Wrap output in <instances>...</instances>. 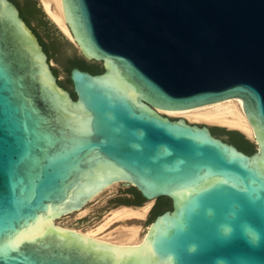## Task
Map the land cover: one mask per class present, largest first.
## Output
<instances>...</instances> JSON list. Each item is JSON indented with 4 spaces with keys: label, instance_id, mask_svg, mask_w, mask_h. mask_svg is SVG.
Segmentation results:
<instances>
[{
    "label": "water",
    "instance_id": "1",
    "mask_svg": "<svg viewBox=\"0 0 264 264\" xmlns=\"http://www.w3.org/2000/svg\"><path fill=\"white\" fill-rule=\"evenodd\" d=\"M61 6L73 41L30 19L48 58L16 5L0 0V264H264V238L253 246L243 234L247 224L264 236V0ZM231 100L253 133L241 136L251 154L211 131L231 132L158 112ZM114 185L124 189L69 225L139 207L133 189L153 201L147 221H124L141 225L138 245L58 225ZM159 199L170 209L154 217ZM225 222L228 237L217 230Z\"/></svg>",
    "mask_w": 264,
    "mask_h": 264
},
{
    "label": "bare ground",
    "instance_id": "2",
    "mask_svg": "<svg viewBox=\"0 0 264 264\" xmlns=\"http://www.w3.org/2000/svg\"><path fill=\"white\" fill-rule=\"evenodd\" d=\"M40 3L45 9V14L47 15V17L56 25V27H58V29L64 35L67 36L70 41H73L65 25L61 0H40ZM236 104H238V100H231L219 102L196 110L158 112L166 116L181 117L186 118L189 121L203 122L210 125H219L231 129H236L243 133L248 139L253 140V133L244 116V113L239 106H236ZM110 188H108L107 190H109ZM151 203L152 201H148L139 207L117 208L110 213V215L106 218L105 223L100 225L96 229L87 232L78 230V232L83 233L87 237L112 245H138L144 238V234L140 236V228L138 226L123 227L119 229L114 236L108 235L110 238L98 237L97 234L113 220L125 221L129 219H140L145 217L150 209ZM82 210H80L79 212H81Z\"/></svg>",
    "mask_w": 264,
    "mask_h": 264
},
{
    "label": "rangeland",
    "instance_id": "3",
    "mask_svg": "<svg viewBox=\"0 0 264 264\" xmlns=\"http://www.w3.org/2000/svg\"><path fill=\"white\" fill-rule=\"evenodd\" d=\"M40 1V0H39ZM47 17V16H46ZM48 21H49V24H52L54 25L51 20H49L48 18ZM61 35V34H60ZM68 40V39H67ZM68 42L74 47L76 48L69 40ZM168 117H171V116H168ZM171 118H181V117H171ZM182 119H185L186 121L190 122V123H193V124H203V125H207L208 127H210L211 129L213 130H223V131H228V132H231V133H237L238 135L240 136H243L244 138H246V136H244L240 131L236 130V129H231V128H227V127H224V126H219V125H210V124H206V123H203V122H194V121H189L188 119L186 118H182ZM116 189H124V187H122L121 185H116L112 188H110L109 190L103 192L101 195H99L96 199H94L90 205L86 206L81 212L79 213H76V214H73V215H70L68 217H65L63 218L62 220H60L58 222V224H60L61 226H65V227H69V228H72V229H76V230H80L78 228H75L73 225H69V223L71 221H74L76 219H79L81 217H84L89 211L91 210H94V209H97V208H101V207H104L105 206V200H106V197L110 194V193H114L116 192ZM153 202V201H152ZM144 203L142 202L141 203V206L143 205ZM152 205V203H151ZM117 208H106V211H105V214H104V217H100V218H95V219H90L89 220V225H83V230H80V231H83V232H87V231H90V230H94L96 229L97 227H99L100 225L104 224L105 223V220L106 218L110 215V213L115 210ZM150 209H151V206H150ZM150 209L148 211V213L146 214L145 217L143 218H140V219H133V220H145L147 221L148 219V216H149V212H150ZM131 226H138L140 229H141V225H137V224H131V223H125L124 221L122 220H113L112 222H110L103 230H101L100 232H98L97 236L98 237H106V238H110L109 236H114L115 233L123 228V227H131ZM111 234V235H110ZM109 235V236H108ZM143 234H140V236H142Z\"/></svg>",
    "mask_w": 264,
    "mask_h": 264
},
{
    "label": "trees",
    "instance_id": "4",
    "mask_svg": "<svg viewBox=\"0 0 264 264\" xmlns=\"http://www.w3.org/2000/svg\"><path fill=\"white\" fill-rule=\"evenodd\" d=\"M15 3L17 4V6H18V8L20 10V16L26 22L27 25H29L30 19H36V20L39 21L41 26H43L46 30H50L51 26L45 20L44 16L40 13V11L37 10L36 8H34V6L32 7L30 5H27L26 2H24V1H23V5H20L17 2H15ZM39 40H40V38H39ZM40 42H41V40H40ZM57 43H58L57 39L54 38V40L52 41V44L56 45ZM41 44L44 47V50L47 52V50H46V48H45V46L43 45L42 42H41ZM84 66L85 65L83 63H74V64H72L70 66V68H72V67L84 68ZM100 72L101 71H99L97 73H100ZM72 96H73V94H72ZM215 134L218 135V136H221V135H219L217 133H215ZM226 140L229 143L234 144L236 147H238L240 150H242L245 153L251 154V153H253L255 151V148L252 147L251 145H249L247 142H245L243 140V138L240 135H238L237 133H231L230 137L226 138ZM130 193H131L132 196L135 197V199L137 201L134 206H140L141 203L143 202V200L141 199L140 195L133 189L130 190ZM121 204L122 205H126V206L133 205L129 201H122ZM169 209H170V205H169L167 200H165V199L157 200V205L155 207V215H154V217L159 215V214H161L165 210H169ZM154 217H153V219H154Z\"/></svg>",
    "mask_w": 264,
    "mask_h": 264
},
{
    "label": "clouds",
    "instance_id": "5",
    "mask_svg": "<svg viewBox=\"0 0 264 264\" xmlns=\"http://www.w3.org/2000/svg\"><path fill=\"white\" fill-rule=\"evenodd\" d=\"M208 215L209 216L214 215V213H213V211L211 209L208 210ZM232 216L234 218V216H235V209L232 212ZM217 230L224 237L230 236V234L233 231L231 225L229 223H227V222L219 224L217 226ZM243 234L248 239V242L250 244H252L253 246L258 245L261 242L262 238H264V236H262V233L260 231H258L256 228L252 227L251 225H247V224H245L243 226ZM191 250H195L194 247ZM163 264H174L173 257L172 256H169L163 262ZM217 264H224V261H217Z\"/></svg>",
    "mask_w": 264,
    "mask_h": 264
},
{
    "label": "flooded vegetation",
    "instance_id": "6",
    "mask_svg": "<svg viewBox=\"0 0 264 264\" xmlns=\"http://www.w3.org/2000/svg\"><path fill=\"white\" fill-rule=\"evenodd\" d=\"M15 5H16V7L18 8V6H17V4L13 1V0H11ZM24 2H26V4L27 5H30V6H34V8H36L37 10H39L40 11V13L43 15L44 13H43V10H42V8H41V5H39L40 4V2L38 3L37 2V0H23ZM18 10H19V8H18ZM19 12H20V10H19ZM44 16V15H43ZM45 18V17H44ZM29 26V25H28ZM30 27V26H29ZM31 28V27H30ZM31 30L34 32V34L36 35V37H37V39H38V41L40 42V40H39V37H38V35L35 33V31L31 28ZM40 44H41V42H40ZM42 45V44H41ZM43 47V46H42ZM43 50H44V47H43ZM44 52L47 54V56H48V53L44 50ZM48 58H49V56H48ZM100 66H98L97 64H92V65H90V66H84V68H79L80 70H83V71H86V72H89V73H91V74H97V72H99L100 71ZM54 71V70H53ZM54 74L56 75V73H55V71H54ZM67 89H69V88H67ZM212 132V134L214 135V136H216V137H218V138H220L221 140H223V141H227L226 140V138L225 137H222V136H218V135H216L213 131H211Z\"/></svg>",
    "mask_w": 264,
    "mask_h": 264
}]
</instances>
